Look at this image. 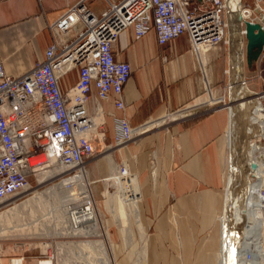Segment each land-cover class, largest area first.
Returning <instances> with one entry per match:
<instances>
[{"label":"built area","instance_id":"built-area-1","mask_svg":"<svg viewBox=\"0 0 264 264\" xmlns=\"http://www.w3.org/2000/svg\"><path fill=\"white\" fill-rule=\"evenodd\" d=\"M104 1L105 7L97 13L89 7L88 0H77L49 24L54 34L77 24H82L83 28L70 43L54 40L44 51L43 60L31 70L11 76L0 67V215L5 216L31 198L29 202L38 206L35 213L46 214L48 226L54 231L60 230V233L41 235L47 240L41 243L46 247L35 244L39 249L37 254L27 253L30 250L6 253L0 238V264H59L57 243H64L62 237L77 238L78 245L99 240L108 254L111 241L93 184L102 181L103 210L113 218L119 219L117 211H123L127 221L141 220L139 211L136 218L130 210L134 200L138 210L141 200V191L133 193L130 185L136 174L129 170L126 162H113L109 152L116 146L135 141L150 128L196 115L205 104L195 101L203 95H213L202 54L217 45L227 48L230 13L239 10L243 34L246 21L261 23V15H264V0ZM131 26L138 37L153 26L161 45L185 34L205 87L204 94L190 103L137 126H132L124 115L106 110L99 99L110 96L116 111L125 107L123 86L130 76L131 66L114 56L112 45L118 35ZM263 57L264 46L257 61ZM74 70L77 81L62 92L61 78ZM262 71L264 68L258 66V76ZM221 97L218 101L224 102L225 95ZM208 107L206 111L214 110ZM106 116L112 117L116 127L109 143H106ZM101 153H106L114 171L110 165L108 176L95 179L90 175L91 161ZM149 161L155 173L154 153L150 154ZM114 178L121 180L122 190L112 183ZM44 185L48 187L40 194L46 201H40V194L33 188ZM60 193L65 195L58 196ZM11 226L6 220H0L1 228ZM149 226H142L144 233ZM97 237L99 239H95Z\"/></svg>","mask_w":264,"mask_h":264},{"label":"crops","instance_id":"crops-1","mask_svg":"<svg viewBox=\"0 0 264 264\" xmlns=\"http://www.w3.org/2000/svg\"><path fill=\"white\" fill-rule=\"evenodd\" d=\"M76 1L0 0V67L3 73L24 74L43 60L44 51L54 40L59 43L74 41L82 24L57 34L48 26ZM88 5L99 13L105 1L88 0ZM112 51L117 59L131 66L130 76L123 86L125 107L116 111L110 96L99 99L106 110L124 115L132 126L157 120L204 94L202 73L185 34L161 45L153 26L142 37H138L131 26L118 35ZM201 58L211 92H217L225 82L227 48L217 45L204 52ZM77 79L75 70L63 76L60 80L62 92ZM93 91L97 92L95 86ZM208 97L213 98V95ZM227 110H199L196 115L181 117L167 126L150 128L135 141L116 146L109 152L110 159L126 162L129 170L136 174L140 201L145 199L142 195L144 185L149 187V210L144 218L138 203L140 219L146 226H152L148 243L154 233V224L159 225L162 238L153 258L149 257L148 250V264L218 263V216L224 202ZM115 128L112 117L106 116V142L112 141ZM152 153L156 158L154 178L148 161ZM92 162L91 177L102 178L109 174L104 155L94 156Z\"/></svg>","mask_w":264,"mask_h":264},{"label":"bare ground","instance_id":"bare-ground-1","mask_svg":"<svg viewBox=\"0 0 264 264\" xmlns=\"http://www.w3.org/2000/svg\"><path fill=\"white\" fill-rule=\"evenodd\" d=\"M229 19L230 21H235V11L230 13ZM232 49L229 54L227 72L225 70L228 74V87H231L233 93L227 106L229 111V123L227 127L228 151L226 157L227 177L224 191V205L218 216L220 248L217 264H264V143H258L257 140L256 142L250 141L251 134L255 133V129L253 128V124L255 123L258 124V134L264 141V105L262 103L264 93L257 94L253 91L251 96L247 95V89L239 83L241 73L245 67L242 64L244 59L237 35ZM219 99H222V97ZM219 99L212 98L211 100L215 101ZM204 104L208 103L205 102ZM252 163L256 164L254 169L251 168ZM111 167L114 171V165ZM112 183L122 190L119 178H114ZM130 185L133 193L138 192L135 177L131 178ZM113 198L110 202L113 201ZM29 201H31V198L26 200L23 206L11 209L5 216L0 215V220H7L8 223L12 224L11 227L0 229V235H4L3 231H7L6 234L17 231L15 228L27 232L30 231L32 234L37 235L60 233V230L54 231V228L52 229L48 226L46 214L38 215L35 213L34 207L30 205ZM23 209H27V211ZM130 210L134 211L137 218L138 210L135 200L130 204ZM26 212L29 216L28 219L22 216ZM8 228L12 230L14 228V231H9ZM237 228H240V237L236 233ZM139 230L142 246L136 249V246L133 245V250L137 252V255L135 254L137 258L134 259L133 264H138L146 256V234L141 225H139ZM131 232L130 226L123 228L122 231V235L128 244L133 243ZM15 234L12 233L11 235ZM41 245L43 248L46 247L45 243ZM112 246L114 250V243H112ZM81 247L87 252L85 254L89 253V260H91L92 264L96 262L97 264H112V257L108 256L107 251L102 248L103 246L99 240L95 243L86 242ZM70 248L73 250L74 247L70 244L68 245L67 242L58 243L59 264H69L65 251H69ZM82 249L78 252L80 255H82ZM89 260L87 259L86 261Z\"/></svg>","mask_w":264,"mask_h":264},{"label":"rangeland","instance_id":"rangeland-1","mask_svg":"<svg viewBox=\"0 0 264 264\" xmlns=\"http://www.w3.org/2000/svg\"><path fill=\"white\" fill-rule=\"evenodd\" d=\"M246 1L248 2V1H251V0H246ZM258 66L260 68H264V57H263V59L260 62H258L257 60H253L250 66H247L245 64V79L247 81V86L252 91L264 93V71H262L261 75L258 76ZM226 68L228 69V65H227ZM228 86H229L228 85V75L226 73L225 82L222 83V85L220 86V88L218 89L217 92L213 91V93H212L213 94V99H219V98H221L222 95H225V101L224 102L223 101H218V100L212 101L211 100L212 98H209L208 94L204 95L203 97H201L199 100L196 101V102H201V103H205V102L208 103V104H205L202 107H200V110H207L209 108L208 106H210V108H214V110L219 109V108H227L228 104L230 103L228 101V96H227V94H228ZM262 103L264 105V96L262 98ZM253 128L255 129V133L251 134L250 141L251 142H256V140H257L258 143H264V141L262 140L261 136L258 134L259 131H257L258 128H259L258 124H256V123L253 124ZM252 137H253V139H252ZM259 139H261V140L259 141ZM106 143H108V142H106ZM227 151H228V145H227V150H226V157H227ZM99 155H104L107 158L106 153L105 154L101 153ZM149 163H150V161H149ZM91 164H94V163L92 162ZM110 165H112V164L107 159V168L108 169L110 168ZM154 167H155V165H154ZM154 169H156V167ZM152 171L153 170L151 169V176H152V178H154L155 173L154 172L152 173ZM224 177H225V183H226V177H227L226 162H225ZM94 178L96 179L98 177L95 176ZM99 179H101V178H99ZM33 184L35 185V182H33ZM47 187H48L47 185H44V186H42L40 188L39 187H35V188H33V191H35L38 194H40V192L42 190L46 189ZM102 188H103V183L100 180H97V182H95L93 184V192H94L95 198L97 200L98 207H99V209L101 211V214H103V218H104V221H105L106 227H107L108 236H109L110 241H111V243H110L111 245H109V248H108V256L112 257V258L110 257L112 264H133L134 259L137 258V256H136L137 252H135V250H133L134 249L133 245L136 246V249L138 247L140 248L142 246L141 245L142 244V239L140 237V230H138L137 228H139V225L145 226V228H146V225L141 220H139V221H135V220H133V221L131 220L130 221V220H128L127 221V219L125 217V213H122L123 211H120V212L117 211L119 219L113 218V216L110 215V213H107L106 211H104L103 210V206H102L101 193H100ZM119 189L121 190V188H119ZM224 191H225V185H224V188H223V192ZM41 195H42V197H41ZM60 195L63 197L65 195V193H62V194L60 193L58 196H60ZM142 195L144 196L145 199L139 202V209L141 211L142 217L144 218L145 213L147 212V210H149V202H150L149 187H147L146 185H144V188H143V191H142ZM39 196H40L39 197L40 201H46V199L43 196V194H40ZM31 203H30V205H33V207H34L33 210L35 212H38L37 211V209H38L37 208L38 207L37 204L35 205V202H31ZM223 205H224V203H223ZM23 210L27 211V209H23ZM27 214L28 213L26 212L22 216H25V218L28 219L29 216ZM43 219H45V218H43ZM6 223H8L7 220H6ZM160 225H162V221H161ZM128 226H130V228H131V231H132L131 232V234H132L131 237H133V239H132L133 243H129V244H128V242L125 241V238L121 234V230L123 231V228H126ZM153 226H154V233L151 234L149 243H148L149 234L152 232V226H149V228H147L148 230H145V232H146L145 233L146 234V239H145L146 256H145L144 259H141L138 262V264H148V250H150V253H149L150 256L149 257L153 258L154 251H155L158 243L160 242V240L162 238L161 235L158 232L159 225L158 224H154ZM0 229H2V228L0 227ZM3 232H4V235L3 236L0 235V238L2 237V240H3L2 243H1V246H2L3 250L6 253H9V254H11V253H13V254L17 253L18 254V253L25 252V250H30L27 253L30 252V254H37L39 252V249L34 247L35 244H40L41 245L42 242L47 241L44 236L37 235V234H35V236L30 237V238H21V237H18L17 235L8 236L6 234L7 231H3ZM95 239H99V237H97ZM61 240L64 241V243L67 242L68 245L70 244L71 246H73L75 248V249L73 248V250H75V251H73L71 248H70L69 251H65L66 259H68L69 264H92L91 260H89V255H88L89 253L85 254L87 252H85V250L82 249V247H81L82 245H80V247H78V244H77L78 239L77 238L62 237ZM95 242L96 241H94L92 243H95ZM59 243H63V242H59ZM112 243H114V250H113ZM57 245H58V243H57ZM75 245H76V247H75ZM148 245H149V249H148ZM41 247H42V245H41ZM81 249H82V252H81L82 255H80L78 253V252L81 251ZM75 252H76V254H75ZM85 255H86V257H87V259L89 261H86V260L83 259V256L85 257ZM70 260L73 261V262L71 263ZM95 264H97V262Z\"/></svg>","mask_w":264,"mask_h":264},{"label":"water","instance_id":"water-1","mask_svg":"<svg viewBox=\"0 0 264 264\" xmlns=\"http://www.w3.org/2000/svg\"><path fill=\"white\" fill-rule=\"evenodd\" d=\"M261 23H251L246 21L245 22V30L246 33H242V26H241V18L239 10L236 11V19L235 21H230L228 23L227 27V38H228V44H227V59H229V54L231 50H233V46L235 45V37L237 35V39L239 40L241 44L242 49V55H243V61L242 64L245 67V64L247 66H250L253 60H257L258 57L261 54V51L264 46V15H261ZM239 83L241 85H244V87L247 89V95L251 96L253 91L247 86L246 79H245V69L241 73V77L239 79ZM231 87H228V101L231 100V94H232ZM256 166L255 163L251 164V168L254 169ZM237 235L240 237V228H237L236 230ZM239 233V234H238Z\"/></svg>","mask_w":264,"mask_h":264},{"label":"flooded vegetation","instance_id":"flooded-vegetation-1","mask_svg":"<svg viewBox=\"0 0 264 264\" xmlns=\"http://www.w3.org/2000/svg\"><path fill=\"white\" fill-rule=\"evenodd\" d=\"M17 231H14V228H13V230L10 228H8V230L10 231V230H12V231H14V232H8V236H15V235H17L18 237H21V238H30V237H33V236H35V234H32L30 231H23V230H19L18 228H15ZM12 233H16L15 235H11Z\"/></svg>","mask_w":264,"mask_h":264}]
</instances>
